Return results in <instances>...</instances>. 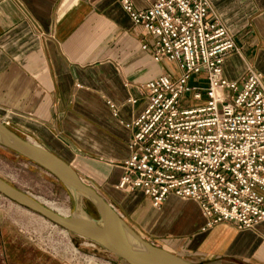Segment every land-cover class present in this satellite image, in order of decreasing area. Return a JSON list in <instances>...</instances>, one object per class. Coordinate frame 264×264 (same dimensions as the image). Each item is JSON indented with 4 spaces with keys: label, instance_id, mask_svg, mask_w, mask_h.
Masks as SVG:
<instances>
[{
    "label": "crops",
    "instance_id": "obj_1",
    "mask_svg": "<svg viewBox=\"0 0 264 264\" xmlns=\"http://www.w3.org/2000/svg\"><path fill=\"white\" fill-rule=\"evenodd\" d=\"M209 1L238 50L222 77L239 82L250 68L264 78V0ZM146 42L119 0H0V122L68 164L144 241L192 264H264V221L201 233L194 201L169 195L153 208L139 191L117 188L145 107L142 86L176 68L142 51ZM84 256L125 264L96 253L60 264Z\"/></svg>",
    "mask_w": 264,
    "mask_h": 264
},
{
    "label": "built area",
    "instance_id": "obj_2",
    "mask_svg": "<svg viewBox=\"0 0 264 264\" xmlns=\"http://www.w3.org/2000/svg\"><path fill=\"white\" fill-rule=\"evenodd\" d=\"M119 1L151 39L140 49L178 75L143 84L145 107L131 124L117 188L139 191L153 208L169 195L194 201L201 233L220 224L254 229L264 221V78L250 68L239 82L222 77L224 59L238 50L209 0H138L142 9Z\"/></svg>",
    "mask_w": 264,
    "mask_h": 264
},
{
    "label": "water",
    "instance_id": "obj_3",
    "mask_svg": "<svg viewBox=\"0 0 264 264\" xmlns=\"http://www.w3.org/2000/svg\"><path fill=\"white\" fill-rule=\"evenodd\" d=\"M0 148L43 170L67 192L73 210L60 216L0 179V196L75 237L87 240L125 264H192L144 241L65 162L0 122ZM88 203L96 217L84 206Z\"/></svg>",
    "mask_w": 264,
    "mask_h": 264
},
{
    "label": "rangeland",
    "instance_id": "obj_4",
    "mask_svg": "<svg viewBox=\"0 0 264 264\" xmlns=\"http://www.w3.org/2000/svg\"><path fill=\"white\" fill-rule=\"evenodd\" d=\"M171 73L174 76L178 75L174 67ZM194 82L197 80L194 79ZM187 105L194 104L189 102ZM0 179L32 196L43 205L63 209L65 216L73 210L71 198L56 180L43 170L2 148H0ZM84 206L92 217L96 215L88 203L84 202ZM0 234L6 247L4 251L0 249V264H6V258L8 264H60L63 259L74 260L79 253L112 256L98 246L91 247L89 241L65 233L37 215L18 208L2 196H0ZM86 257L87 260H91V256Z\"/></svg>",
    "mask_w": 264,
    "mask_h": 264
},
{
    "label": "bare ground",
    "instance_id": "obj_5",
    "mask_svg": "<svg viewBox=\"0 0 264 264\" xmlns=\"http://www.w3.org/2000/svg\"><path fill=\"white\" fill-rule=\"evenodd\" d=\"M36 200V199H35ZM17 206V205H16ZM46 206V205H45ZM18 207V206H17ZM48 209H50L51 211H53V212H55V213H57L58 215H60V216H65L66 214H65V212H64V210L63 209H61V208H56V207H48V206H46ZM18 208H20V207H18ZM21 209H23V208H21ZM23 210H25V209H23ZM26 212H28L27 210H25ZM30 213V212H29ZM32 214V213H31ZM65 232V231H64ZM66 233V232H65Z\"/></svg>",
    "mask_w": 264,
    "mask_h": 264
},
{
    "label": "flooded vegetation",
    "instance_id": "obj_6",
    "mask_svg": "<svg viewBox=\"0 0 264 264\" xmlns=\"http://www.w3.org/2000/svg\"><path fill=\"white\" fill-rule=\"evenodd\" d=\"M5 248H6L5 247V241L2 240V235L0 234V249H2V251H4ZM3 255H5V254H3ZM5 263L8 264L7 258L5 259ZM19 264H22V263H19Z\"/></svg>",
    "mask_w": 264,
    "mask_h": 264
},
{
    "label": "trees",
    "instance_id": "obj_7",
    "mask_svg": "<svg viewBox=\"0 0 264 264\" xmlns=\"http://www.w3.org/2000/svg\"><path fill=\"white\" fill-rule=\"evenodd\" d=\"M94 217H96V215Z\"/></svg>",
    "mask_w": 264,
    "mask_h": 264
}]
</instances>
